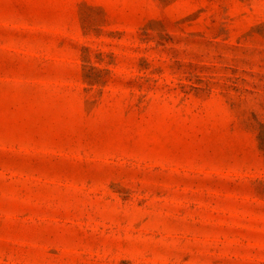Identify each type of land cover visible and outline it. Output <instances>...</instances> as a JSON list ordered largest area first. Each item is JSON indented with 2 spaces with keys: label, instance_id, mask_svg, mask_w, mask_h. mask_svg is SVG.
Segmentation results:
<instances>
[{
  "label": "rangeland",
  "instance_id": "374dc122",
  "mask_svg": "<svg viewBox=\"0 0 264 264\" xmlns=\"http://www.w3.org/2000/svg\"><path fill=\"white\" fill-rule=\"evenodd\" d=\"M0 264H264V0H0Z\"/></svg>",
  "mask_w": 264,
  "mask_h": 264
}]
</instances>
